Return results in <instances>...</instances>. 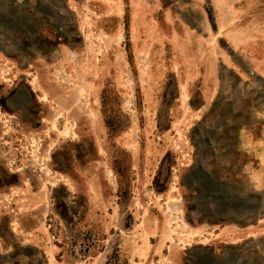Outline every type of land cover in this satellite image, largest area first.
<instances>
[{"label":"rangeland","instance_id":"rangeland-1","mask_svg":"<svg viewBox=\"0 0 264 264\" xmlns=\"http://www.w3.org/2000/svg\"><path fill=\"white\" fill-rule=\"evenodd\" d=\"M0 264H264V0H0Z\"/></svg>","mask_w":264,"mask_h":264}]
</instances>
